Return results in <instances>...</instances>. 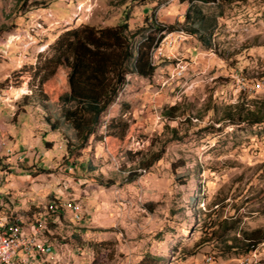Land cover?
Instances as JSON below:
<instances>
[{
  "label": "rangeland",
  "instance_id": "obj_1",
  "mask_svg": "<svg viewBox=\"0 0 264 264\" xmlns=\"http://www.w3.org/2000/svg\"><path fill=\"white\" fill-rule=\"evenodd\" d=\"M187 8L180 0H0V185L26 219L53 200L76 204L82 217L65 208L49 225L48 264H138L146 255L264 264V242L246 252L239 241L241 231L264 230V123L227 120L237 105L264 103V0L203 6L216 17L210 46L178 30ZM151 15L176 27L153 52L154 75L127 76L83 148L66 126L52 131L45 117L59 116V92L45 86L44 107L29 88L38 55L65 30L124 20L135 30ZM119 116L126 135L105 138Z\"/></svg>",
  "mask_w": 264,
  "mask_h": 264
},
{
  "label": "trees",
  "instance_id": "obj_2",
  "mask_svg": "<svg viewBox=\"0 0 264 264\" xmlns=\"http://www.w3.org/2000/svg\"><path fill=\"white\" fill-rule=\"evenodd\" d=\"M222 1L180 0L181 3L186 2L188 8L184 24L178 30L197 37L204 46H210L217 26L216 17L204 13L203 6H219ZM175 28V25L161 23L151 15L145 17L142 26L135 30L129 29L124 20L106 27L85 24L59 34L47 51L38 55L36 64L29 67L32 72L29 88L34 90L35 97L44 107L48 106L44 87H54L59 92V116H52L54 122L45 117L50 129L55 131L61 124L66 126L74 133L79 147L83 148L102 124L104 112L126 85L127 76L134 74L146 78L154 75L157 65L153 52ZM173 110H170L171 114ZM227 120L234 125L263 124L264 103H257L254 109L237 105L233 112L227 113ZM128 128L129 124L121 116L110 119L104 126V137L122 139ZM75 148L76 145L69 141V153ZM151 165V162L142 163L143 168ZM225 227L230 230L227 225ZM239 241L246 247V252L252 251L264 242V230L241 231ZM138 264L164 263L158 257L146 255Z\"/></svg>",
  "mask_w": 264,
  "mask_h": 264
},
{
  "label": "built area",
  "instance_id": "obj_3",
  "mask_svg": "<svg viewBox=\"0 0 264 264\" xmlns=\"http://www.w3.org/2000/svg\"><path fill=\"white\" fill-rule=\"evenodd\" d=\"M3 148L4 141L0 142V149ZM17 157L21 161L25 155ZM12 199L10 191L0 185V264H48L49 257L55 254V247L46 236L49 225L61 221L65 208L76 221L82 220L80 209L76 204L65 207L53 200L39 208L33 221L15 209Z\"/></svg>",
  "mask_w": 264,
  "mask_h": 264
},
{
  "label": "bare ground",
  "instance_id": "obj_4",
  "mask_svg": "<svg viewBox=\"0 0 264 264\" xmlns=\"http://www.w3.org/2000/svg\"><path fill=\"white\" fill-rule=\"evenodd\" d=\"M246 89V88H245Z\"/></svg>",
  "mask_w": 264,
  "mask_h": 264
}]
</instances>
